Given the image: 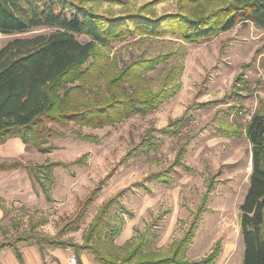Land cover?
Masks as SVG:
<instances>
[{"label":"rangeland","instance_id":"1","mask_svg":"<svg viewBox=\"0 0 264 264\" xmlns=\"http://www.w3.org/2000/svg\"><path fill=\"white\" fill-rule=\"evenodd\" d=\"M83 3L97 12L115 16L142 5H150L149 9L157 15L176 9V0ZM50 31L36 28L20 34L0 33V45L17 37ZM76 37L81 42L88 40L84 35ZM101 49L107 57L105 61H114L118 67L139 57L177 52L148 76L156 89L164 71L180 63V90L147 115H134L100 129L83 128L82 134L91 137H79L69 130L64 138L50 140L55 149L47 154L25 147L17 138L1 145L0 160H21L36 170L38 165L56 160L78 162L67 168L54 167L50 176L37 170L40 182L25 169L0 173V198L5 206L1 209L4 216L0 222V242L31 231L81 243L100 204L122 190L109 213V220L119 227L114 244L122 246L136 241L145 232L148 249L167 253L187 230L205 197L185 259L203 258L218 242L221 253L214 264H242L239 204L251 172L250 144L244 131L252 114L264 111V28L237 22L229 30L194 43L170 35L134 36L110 42ZM183 113L187 122L179 132L163 135L152 131L156 148L136 151L125 163L117 165L148 129H159ZM234 128L241 132L239 136L228 135L227 130ZM180 151L183 166L174 165ZM115 166L79 228L59 233L79 201ZM154 172L164 175L155 179L150 175ZM19 249L27 258L40 256L45 264L54 259L48 247L39 255L35 242L19 244ZM7 250L0 252V264L10 263L11 251ZM70 250L69 260L75 256Z\"/></svg>","mask_w":264,"mask_h":264},{"label":"trees","instance_id":"2","mask_svg":"<svg viewBox=\"0 0 264 264\" xmlns=\"http://www.w3.org/2000/svg\"><path fill=\"white\" fill-rule=\"evenodd\" d=\"M84 1L0 0L1 34L51 29L45 34L17 37L4 46L0 45V145L17 138L25 147L47 154L55 149L50 140L64 138L69 130L79 137H91L82 134L83 128L100 129L134 115H147L180 90L178 79L183 70L180 63L164 71L156 89L152 88L148 76L177 52L139 57L118 67L114 61H105L107 57L101 49L110 42L134 36L158 38L170 35L194 43L229 30L237 22H249L264 28V0H176V9L171 12L157 15L149 9L150 5H142L122 16L97 12L85 6ZM77 35H84L88 40L81 42ZM186 122L187 116L183 113L159 129H148L117 165L125 163L136 151L148 152L150 148H156V136L152 131L174 135ZM227 132L231 136L241 134L236 128ZM244 132L250 144L251 172L239 204L242 264H264V111L252 114ZM181 152L174 165L183 166ZM77 162V159L69 162L56 160L38 165L37 170L50 176L52 168H67ZM116 168L113 167L79 201L59 233L79 228ZM18 169L27 170L35 181L40 182L34 166L21 160H0V171ZM150 175L156 179L164 173ZM122 194L120 190L100 204L81 243L30 231L19 233L13 240L0 242V250H12L21 264L24 260L19 244L30 242H35L40 253L44 247L70 248L76 264H82L79 259L82 253L91 254L99 264H214L219 258L221 247L218 242L197 261H188L184 257L198 215L204 209L205 197L196 208L187 230L171 244L167 253L148 249L145 232L136 241L115 245L113 241L119 234V227L109 220V213ZM0 208H5L1 198Z\"/></svg>","mask_w":264,"mask_h":264},{"label":"crops","instance_id":"3","mask_svg":"<svg viewBox=\"0 0 264 264\" xmlns=\"http://www.w3.org/2000/svg\"><path fill=\"white\" fill-rule=\"evenodd\" d=\"M10 140H12V139H10ZM10 140H8V141H10ZM11 171H16V170H11ZM7 172H10V171H0V173H7ZM3 216H4V213H3V211L0 208V222H1V219L3 218ZM116 244L117 245H121L120 243H116ZM22 248L23 247H21V249ZM7 249H9V248L2 249V250H0V252H2V251H8ZM21 249H20V251H21L22 256H23L24 264H45V262L42 261L41 258H40V256H38V255H36L33 258H29V257L27 258L26 256H24L25 253ZM10 251L12 253L10 252V254H11V261H10L9 264H21L17 260V258L15 257L13 251L12 250H10ZM37 251H38V253L40 255V252H39L38 248H37ZM49 254H51L54 259L48 261L46 264H70L69 263V255L71 254V250L69 248H65V249H62V248H49ZM79 259L81 260L82 264H98L93 259H91V257L87 253L80 254L79 255Z\"/></svg>","mask_w":264,"mask_h":264},{"label":"built area","instance_id":"4","mask_svg":"<svg viewBox=\"0 0 264 264\" xmlns=\"http://www.w3.org/2000/svg\"><path fill=\"white\" fill-rule=\"evenodd\" d=\"M69 263H70V264H76V258H75V256H72V257L70 258Z\"/></svg>","mask_w":264,"mask_h":264}]
</instances>
